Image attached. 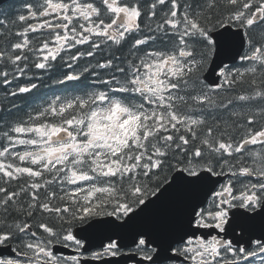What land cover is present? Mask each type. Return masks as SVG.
Masks as SVG:
<instances>
[{
    "label": "snow or ice",
    "instance_id": "6c2138e0",
    "mask_svg": "<svg viewBox=\"0 0 264 264\" xmlns=\"http://www.w3.org/2000/svg\"><path fill=\"white\" fill-rule=\"evenodd\" d=\"M0 264H264V0L0 18Z\"/></svg>",
    "mask_w": 264,
    "mask_h": 264
},
{
    "label": "trees",
    "instance_id": "16d2710c",
    "mask_svg": "<svg viewBox=\"0 0 264 264\" xmlns=\"http://www.w3.org/2000/svg\"><path fill=\"white\" fill-rule=\"evenodd\" d=\"M25 0H13L0 8V18H4L5 15H15L22 9V5ZM50 90L46 87H42L37 95H43Z\"/></svg>",
    "mask_w": 264,
    "mask_h": 264
},
{
    "label": "water",
    "instance_id": "95a60500",
    "mask_svg": "<svg viewBox=\"0 0 264 264\" xmlns=\"http://www.w3.org/2000/svg\"><path fill=\"white\" fill-rule=\"evenodd\" d=\"M9 1H11V0H0V6H2L3 4H5V3L9 2Z\"/></svg>",
    "mask_w": 264,
    "mask_h": 264
}]
</instances>
